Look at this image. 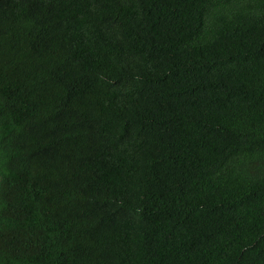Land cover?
Listing matches in <instances>:
<instances>
[{
    "label": "trees",
    "instance_id": "trees-1",
    "mask_svg": "<svg viewBox=\"0 0 264 264\" xmlns=\"http://www.w3.org/2000/svg\"><path fill=\"white\" fill-rule=\"evenodd\" d=\"M0 264H264V0H0Z\"/></svg>",
    "mask_w": 264,
    "mask_h": 264
}]
</instances>
